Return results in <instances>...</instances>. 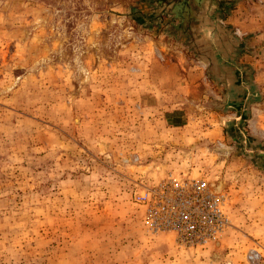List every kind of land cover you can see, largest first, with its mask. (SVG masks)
<instances>
[{
    "label": "rangeland",
    "instance_id": "rangeland-1",
    "mask_svg": "<svg viewBox=\"0 0 264 264\" xmlns=\"http://www.w3.org/2000/svg\"><path fill=\"white\" fill-rule=\"evenodd\" d=\"M214 1L0 0V264H264V0ZM172 49L201 81L162 95ZM168 173L221 187L219 239L147 231Z\"/></svg>",
    "mask_w": 264,
    "mask_h": 264
},
{
    "label": "built area",
    "instance_id": "built-area-1",
    "mask_svg": "<svg viewBox=\"0 0 264 264\" xmlns=\"http://www.w3.org/2000/svg\"><path fill=\"white\" fill-rule=\"evenodd\" d=\"M133 161H138L134 157ZM135 202L143 207V223L151 234L172 233L184 248L205 246L219 239L229 226L221 187L205 175H168L151 185H141ZM259 254L254 252L249 259Z\"/></svg>",
    "mask_w": 264,
    "mask_h": 264
},
{
    "label": "crops",
    "instance_id": "crops-1",
    "mask_svg": "<svg viewBox=\"0 0 264 264\" xmlns=\"http://www.w3.org/2000/svg\"><path fill=\"white\" fill-rule=\"evenodd\" d=\"M234 39V37L232 36V39H229V41H232ZM228 41V42H229ZM225 54V53H224ZM234 53L232 52H227L226 55H231L233 56ZM223 55V54H222ZM169 57L171 59V61L169 63H167L165 65L166 68H169V70L167 69L166 72H164V76L162 78H160V80L162 81H157V85L156 87H158L160 90V92L162 93H168L170 91V89L172 91L178 90V89H186L188 87L194 86L197 84L198 81L200 80H196L197 76H199L200 74L197 75V72L194 71L195 69H193L192 67H202L200 65H195V63H191L189 59H186L185 55H183V52H177L176 50L172 49V53H170ZM224 56V55H223ZM189 60V61H188ZM222 61H224V59H222ZM219 67H221V65H219ZM227 67H231V66H227ZM173 73L171 75V73ZM201 74L203 72H200ZM166 76V77H165ZM199 83V82H198ZM181 96V95H180ZM183 97V96H181ZM185 99V97H184ZM174 97L171 96V98L168 100V103L173 102ZM178 101H180L181 103H183V99H179L176 100L175 103H178ZM166 116L165 117V121L166 123L168 121H170L169 119H172L173 116ZM175 127H181L182 123L181 120L178 123H174Z\"/></svg>",
    "mask_w": 264,
    "mask_h": 264
},
{
    "label": "water",
    "instance_id": "water-1",
    "mask_svg": "<svg viewBox=\"0 0 264 264\" xmlns=\"http://www.w3.org/2000/svg\"><path fill=\"white\" fill-rule=\"evenodd\" d=\"M213 1H214V0H195V2H196L200 7L203 6L205 3H206V4H207V3H213ZM214 3H215V1H214ZM227 4H228V2H227L226 0H220L219 2L216 1V5L219 6L218 9H220V10L224 9V7H225ZM214 6H215V4H214ZM177 9H179V7H177ZM189 12H190L191 15H193V11H192V10H190ZM176 16H177V15H176Z\"/></svg>",
    "mask_w": 264,
    "mask_h": 264
},
{
    "label": "bare ground",
    "instance_id": "bare-ground-1",
    "mask_svg": "<svg viewBox=\"0 0 264 264\" xmlns=\"http://www.w3.org/2000/svg\"><path fill=\"white\" fill-rule=\"evenodd\" d=\"M219 8V6L218 5H215V6H213L212 8H211V10L213 11L214 9H218Z\"/></svg>",
    "mask_w": 264,
    "mask_h": 264
}]
</instances>
